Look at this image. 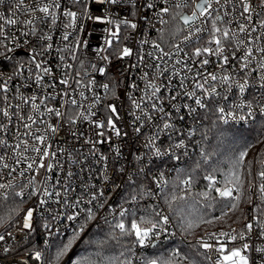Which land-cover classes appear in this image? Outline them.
Segmentation results:
<instances>
[{"label":"snow or ice","instance_id":"1","mask_svg":"<svg viewBox=\"0 0 264 264\" xmlns=\"http://www.w3.org/2000/svg\"><path fill=\"white\" fill-rule=\"evenodd\" d=\"M71 3L78 6V10L64 7L62 0H31L27 4L25 0H10V15L0 13V46H3L7 53L23 47L27 56L26 60L16 61L10 75L5 77L4 73L0 72V179H3L5 171L8 176L18 172L22 178L29 174L27 182L23 184L14 183V176L11 180L0 183V199L7 201L12 195L19 197L20 203H23L26 191L27 198L36 197L35 205L26 209L21 217L17 228L19 239L12 232H0V242H3L0 244V264H25V261L31 260L33 256L35 261L42 260L41 251L29 252L27 256L22 254L28 251L26 242L30 241L31 234L40 221H43L41 226L50 237L59 233L57 222H78L82 219L79 227L72 229V234L57 247L53 261L49 262L60 264L84 234L88 223L97 219L98 210L106 206L111 218L106 216L104 223L110 226L111 239L119 243L125 238H132L134 246L141 249L155 248L162 236L168 238L175 235V232L169 231L170 216L163 210H158V206H153L151 211L145 210L144 214H138L137 209L131 205L156 195L151 187H145L142 182L137 184L135 178L143 176L147 179L156 160L161 163L166 159L180 161L181 155H188L187 141H191L197 129L190 127L185 133L183 128L177 127V120L173 119V115L175 114L179 121L191 117L193 122H196L200 119L202 110L216 117L214 125H228L230 121H245L253 117V102L246 99V92L254 87L259 88V95L264 98V0H71ZM158 3L160 6L157 10ZM92 4L101 6L100 15L93 14ZM184 9H188V12L185 13ZM124 11H127V15L120 18ZM17 13L28 15L29 19L20 21L16 18ZM141 13L143 14L139 19L148 21L149 25L151 20L147 13L158 17L162 25L168 23L163 18L165 15H170L173 20L179 18L187 29V35L181 43L185 46H199H195L189 54L181 44H172V51H165L160 43L152 41L151 47L156 51V55L153 52L136 53L138 63L130 65V68L144 64L146 57L164 61V67H161L159 62L144 65L155 69L151 78L148 72L141 76V79L146 81L144 95L140 100L128 95L133 108L140 109L142 113H130L134 132L142 134L145 121L150 122L153 129L145 136L141 148L135 153H130L134 155V162L133 170L128 171L124 166L114 168L109 163L110 160L118 162L123 155L121 145L113 140V136L124 139L129 136L119 125L123 120L120 112L122 105L116 102L120 100L116 92L119 81H114L115 87L109 83L100 85L105 90V99L109 96L114 99L103 104L106 110L103 119H93L97 117L94 109L102 103V98L94 93L92 102L85 107L82 101L88 97L84 91L79 92L80 100H77L74 96L76 89L70 83L68 72L64 71V78L57 80L46 57L53 50L54 33L58 27L64 29L61 34L63 41H68L70 37L74 39L71 45V59H77L75 53L80 48L90 47L89 41L80 36L81 33L88 35L84 21L113 26L104 28L107 35L104 37L103 46L97 50L99 60H109V56L100 55L108 49H113L118 59L132 57L134 51L131 47L125 45L117 52L113 45L122 39V25L132 32L138 29L137 20L132 18ZM114 15L116 19H113ZM61 18H65L67 22L59 25L58 20ZM17 24H22L28 30L20 31L19 36L12 34L10 37L6 27ZM37 25H46L49 31L44 32ZM69 29L71 31H68ZM181 30L177 29V32ZM20 36H32L35 41L25 39L21 44ZM123 39H132V36L130 34ZM9 41L15 44V48L8 47L6 42ZM139 43L146 45L149 40L143 39ZM69 50L68 44L55 49L58 53ZM181 53L183 58L176 59L170 68L165 58L171 59L173 55L180 56ZM0 56H4L6 60L13 59L5 53H0ZM210 58H215L219 73L207 71V66L213 62ZM58 59L62 63L57 67L72 69L73 65L65 63L63 55H59ZM176 65L182 67L178 69ZM80 67L84 70L83 77L79 70L76 71L75 77H72L78 87H87L83 84L84 78H88V85L96 83L95 76L89 73V68L91 73H107L105 67L94 62L85 67L81 61ZM188 73H191V76ZM19 77H24V80L14 83ZM48 78H51V82ZM158 80L161 82L157 83ZM186 81H190L191 86ZM10 86L16 91L13 99L18 102L15 104L9 99ZM130 87L136 89L138 86L133 83ZM24 88H33L32 94L27 95L21 91ZM89 90L91 91V88ZM145 100L150 102L148 110L141 108ZM193 104L195 106H192ZM260 112L264 115V104L260 105ZM152 113L160 114L161 123H151ZM53 119L55 123L50 122ZM80 122L89 125L87 131L79 130L77 125ZM57 138L63 140L66 145L70 138L72 146L54 150L53 142ZM105 143L112 146L111 157L102 152L98 153L97 146ZM83 146H87L88 150L84 151ZM248 156V148H242L230 159L228 171L223 172L214 166V162H210L211 154L201 148V159L196 162V168L184 178L180 179L183 169L173 168L178 173L179 185L188 193L196 182L197 169L205 165L202 178L207 183L204 190L197 195L205 202L207 208L219 205L220 215L205 219L203 215L195 216L191 212L184 213L173 208L177 200H185L186 196L177 197L173 194L170 198L165 197L169 210L180 216V227L186 236L193 235V230L201 225H211L215 221L224 220L230 213L241 210L240 206L245 200L252 204L256 193L259 194V203L253 206V212H264L261 208V205H264V159H247ZM259 157H264V151L259 153ZM254 164L260 166L255 176ZM41 170L43 178L37 180ZM117 173L121 183L112 179ZM85 175L87 180L82 178ZM78 178L80 183L74 184V180ZM96 180L101 182L102 187H97L93 182ZM151 180L161 192L163 186L168 183L163 170L153 175ZM125 181V186L132 187V193L124 200V203L130 206L124 207L121 204L113 207L108 201ZM17 187L20 190L14 191ZM77 187L80 188V194L73 195L77 192ZM12 212L8 216H0V227L9 225ZM245 219L247 220V217ZM253 233L255 241H259V244L250 242L253 241ZM6 236L9 239L6 240ZM237 240L244 242L239 246L230 247L235 245ZM192 247L203 249V259L210 264H264V222L260 216L253 215L252 220L244 224V230L207 233L206 236L196 239ZM128 252L131 254V248ZM97 257L98 260L82 257L72 264H133V259L125 256L123 251L119 256L100 257L97 253ZM141 264H198V261L175 248L167 258H144Z\"/></svg>","mask_w":264,"mask_h":264},{"label":"built area","instance_id":"2","mask_svg":"<svg viewBox=\"0 0 264 264\" xmlns=\"http://www.w3.org/2000/svg\"><path fill=\"white\" fill-rule=\"evenodd\" d=\"M31 0H25V3H30ZM62 5L66 8H70L72 10H78V6L73 5L71 3V0H62ZM159 3L157 10L159 8ZM100 7L99 5L92 4L91 8L93 10V14L100 15ZM179 11V10H177ZM185 13L188 12V9L183 10ZM0 13H3L5 16L10 15V0H2L0 2ZM138 14L137 17L132 18L137 20L138 22V29L135 32H132L130 29H126L123 25L121 26V41L119 43L114 42L113 48L117 50L124 47L125 45L131 47L134 51V55L132 57H125L123 59H118L116 53L113 51V49H108L107 52H102L100 55H107L109 56L108 61H101L99 60L97 56V50L99 47L103 46L104 43V37L107 35V33L104 32L105 27H113L112 25H104V24H98L94 23L92 21H84L85 24V30L87 31L88 35L84 36L83 33L80 34L82 39H87L89 41L90 47H82L79 50L76 51L77 59L73 60L71 59L72 51H71V45L74 43V39L72 37L69 38L68 41H63L61 39V34L63 33L64 29L62 27H58L54 33V39H53V50L47 55L46 59L49 61V66L53 68V71L55 72L57 80L64 78L63 73L64 71H67L69 74L70 83L72 84V87L76 89V92L74 93V96L77 100H80L79 92L84 91L85 96L88 97L87 100L82 101L87 107L88 104L92 102L93 94H97L102 98V103L97 105L94 111L97 112V117H94L93 119L100 118L103 119L106 116V110L103 106L104 103H107L108 100L114 99V97L109 96L107 99H105V90L100 87V85L104 83H109L110 86L115 87L114 81H119V86L116 88V92L120 97V100L116 101L118 104H121L120 112L123 116V120L119 122V125L122 127V130L127 131L129 133V136L127 139L124 138H116L113 136V140L116 141V143L120 144L122 147V153L123 155L119 158L118 162H113L112 160L109 161L110 164H112V167L119 168L121 166H124L127 168L128 171L133 170V162H134V155H131L130 153H135L138 148H141L142 141L145 139V136L150 134V132L153 130L150 127V122L145 121L144 126L142 127V134H137L134 132L133 127L131 126L132 116L131 112L134 111L137 115H141L140 109H134L131 100L128 98V95L130 94L133 98L140 100V98L144 95V89L146 81L141 79V76L144 72L149 73V78L152 77V75L155 72L154 68H147L144 65L146 64H155L157 62L161 63V67H164V61H155L151 57H146L144 64H141L137 68H130L129 66L132 64L138 63L136 53H144V52H153L154 55H156V51L151 47V42L156 41L157 43H160L161 46L164 48L165 51H172L171 45L172 44H181V46L184 48L186 52L191 54L193 51V48L195 46L199 45H190L185 46L181 42L183 41V38L185 35H187V29L183 25L182 21L177 18L176 20H173L170 15H165L163 18L164 20L168 21L167 24H160L159 18L155 17L152 13H147L149 16V19L151 20V25H149L148 21L139 19V16L142 15ZM124 15H127V11H124L120 14V18H122ZM20 21L29 19L28 15H25L23 13H17V17ZM117 17L114 15L113 19H116ZM131 18V17H130ZM2 22V21H0ZM67 22L65 18H61L58 20V24L62 25V23ZM154 25V27L152 26ZM38 28H42L44 32H48L49 28L46 25H37ZM177 29H182L181 31L177 32ZM28 29L24 27L22 24H17L16 26H7L6 31L8 32L9 36L11 37L12 34H16L19 36L20 31H27ZM68 31H71L70 29ZM131 34L132 39H123L124 37H128ZM27 39L29 41H35V38L32 36H20L19 42L23 44V41ZM143 39H148L149 43L146 45H140V41ZM8 44V47L15 48V44L9 42H6ZM65 44L69 45V51H65L62 53H58L55 51L56 48H63ZM0 53H5L7 56L13 57L11 60L4 59V56H0V72H3L5 77L7 75H10L14 69V66L16 64V61L18 59L26 60L27 56L24 51V48L21 47L20 49H17L14 52L7 53L5 52V48L3 46H0ZM59 55H63L65 57V63L72 64V69H62L60 67H57L62 62L58 59ZM183 58V53L180 54V56L173 55L171 59L165 58L167 61V65L171 68V66L174 64V61L176 59ZM212 59V63H210L207 66V71L212 72L215 71L219 73V70L215 63V58ZM83 61L85 67H88L90 63H97L107 69V73L105 75H100L99 73H91V69L89 68L90 75L95 76L96 83L94 85H88V78L83 79V84L87 85V87H78L75 84V80L72 79V77H75V73L77 70L81 72V76L83 77V69L80 67V62ZM181 65H176V68L180 69ZM167 75V73L165 74ZM189 76H191V73H188ZM255 75V74H253ZM80 78V77H77ZM90 78V77H89ZM49 82H51V78H48ZM164 78H161L163 80ZM24 77L17 78L14 83H19L20 81H23ZM161 82L160 80L157 81V83ZM135 83L138 87L136 89H133L130 87L131 84ZM186 83L190 85V81H186ZM91 88V91L89 90ZM62 90V89H58ZM21 91L25 92L27 95H31L33 92V88H24L21 89ZM259 88H252L248 92H246V99L253 102V111L254 115L251 118L246 119L245 121H239V122H233L230 121L227 126L234 127V128H246L253 124H255L258 121L264 120V115L260 112V105L264 104V98H262ZM163 94V93H161ZM9 99L13 104L17 103L18 101L13 99V97L16 96L15 88L10 86V92H9ZM257 101L260 103L258 104ZM183 102V101H181ZM55 103V102H53ZM188 103L192 104L191 101H188ZM192 106H195L194 104ZM167 107V106H166ZM141 108L144 110L150 109V102H147L146 100L142 102ZM247 110H245L246 112ZM153 115V121L151 123L159 124L161 121L159 120V113H152ZM206 116V118H205ZM214 115L206 114L202 110L200 111V119L196 122H193L191 117H187L184 121H179L175 114L173 115V119L177 120V127L183 128L185 130V133H187V130L191 128H196L197 131L195 132V135L192 137L191 141L188 142V155L184 156L181 155L180 161H174L171 159H166L163 163H161L160 160H156L155 164L152 166L151 171L149 172V176L147 179H145L143 176L135 178L137 180V184H140L141 182L144 184L145 187H151L153 192L156 194L154 197L151 198H144L139 200L138 202L132 204L131 206L136 208L138 211V214H144L145 210L151 211L153 206H158V210H163V212L170 216L171 219V225L169 227L170 232H175L174 236H170L168 238L161 237V241L157 242V246L155 248L147 247V248H139L138 246H132V251L130 258L133 259V264H141V260L144 258H158L156 256V253L161 248L170 247L174 244L175 246H172V250L177 247L178 245H189L193 244L196 239H198L200 236H206L207 233H219L220 231L230 232L232 229H235L237 232H240L244 230V224L248 221L252 220L253 215H258L261 218V221L264 222V212H253V206L257 203H259L258 200V193H256L253 196L252 204H249L246 200L243 202V208L242 212L240 214L239 220H237V216H232V213L229 214L228 217H225L224 220H220L222 223H230V225H221L218 227L210 228L204 230L200 234L186 236L184 233H181L177 228L176 225L172 219L171 212L169 208L165 205L164 197L165 193L168 190L171 181L178 175L177 171L173 170L175 169H183L187 164H189L194 158L201 156V148L205 150V146L210 142V137L207 130V124L208 121L211 118H214ZM50 122L55 123V119L51 120ZM43 127V126H41ZM77 127L79 130L87 131L89 128V125L86 122H80ZM167 141H165V144ZM72 142L69 138V143L66 145L63 140L57 138L53 142V148L54 150L56 148H63V147H71ZM81 145H77V147H80ZM98 153L102 152L105 155L112 156V146L105 143L103 145H98ZM83 150L87 151L88 147L83 146ZM98 158V157H97ZM99 167V166H97ZM259 164H254V176L256 171L259 170ZM163 170L165 172V179L168 181L166 185L163 186V191L161 192L156 184L152 183L151 177L153 175L158 174L159 171ZM19 171V170H18ZM15 177L14 183L16 184H23L27 182L29 174H26L25 177H20L17 173H13L12 176H8L6 171L4 172L3 179H0V183H5L8 180H11ZM43 178V170H41V174L37 176V180H41ZM83 179L87 180V176H83ZM112 179L116 183H121L119 173L112 176ZM97 187H102L101 182L99 180L93 181ZM257 182H259L257 180ZM80 179L74 180V184H79ZM206 181L204 184L206 185ZM127 184V181H125L124 184H121V188L119 191L115 192L111 198L109 199V204H111L113 207H116L117 205H123L124 207H129L130 205L127 203H124V200L126 197H128L132 193V187L131 186H125ZM111 187V185H109ZM19 187L15 188L14 191H19ZM195 190L199 191V187H195ZM12 191V190H10ZM107 193V189H105ZM80 194V188L77 187V192L73 195ZM235 195V193H234ZM247 196V195H246ZM16 198L20 200L19 197H14L12 195L9 196V199ZM8 199V200H9ZM87 199V197H85ZM2 200V199H0ZM36 203V197L27 198V191L25 193V200L23 203H21V208L17 212V214L14 216V218L11 219L9 225H6L5 227L0 228V232H12L13 235H17V228L19 226V222L21 221V217L24 215V211L30 207H33ZM51 207L55 208V205H51ZM261 208L264 209V205H261ZM220 212H217L215 216H219ZM111 218L108 216V208L107 206L104 209H100L97 212V219L91 221L88 223L84 234L81 236L83 238L89 231L96 230V229H102L107 228L110 229V226L104 223L105 217ZM247 217V220L245 219ZM83 220L81 219L78 222H69L67 220H64L63 222H57L59 233H54L52 236L48 237L45 233V230L42 228L43 221H40V223H37L36 230L31 234L30 241L26 242L28 244V251L23 252L22 254L27 256L29 252L34 253L35 251H41L42 253V260L41 261H35L34 256L31 260L25 261V264H43L44 263V255L45 252L52 247L54 242L57 239L64 238L67 236H70L72 234L71 230L76 229L79 227V224L82 223ZM255 223L254 221H252ZM9 239L6 236V240ZM17 239H19V235H17ZM47 240V243L45 241ZM211 242V241H210ZM244 241L237 240L235 245L231 246H239ZM259 244V241H255V233H253V241ZM3 242H0L2 244ZM204 251L203 249H201ZM6 255V254H4ZM250 255L254 256V253H250Z\"/></svg>","mask_w":264,"mask_h":264},{"label":"trees","instance_id":"3","mask_svg":"<svg viewBox=\"0 0 264 264\" xmlns=\"http://www.w3.org/2000/svg\"><path fill=\"white\" fill-rule=\"evenodd\" d=\"M215 120L216 117L211 118L208 121L207 130L210 142H208L205 146V151L211 154L210 162H214V166L219 167L223 172H227L230 167V159L244 147L248 148L249 156L247 159H252L254 157L264 159V157H259V153L264 151V120L258 121L246 128H234L224 124L214 125L213 122ZM200 159L201 156H198L187 164L183 168L184 172L183 175L180 176V179L184 178L189 172H192V170L196 168V162ZM205 167V165H202L201 169H197V179L190 192L185 193L182 190V186L179 185L177 175L171 181L170 186L165 193V197L170 198L173 194L177 197L186 196L185 200H177V202L173 205V208L177 211L182 210L184 213L191 212L195 216L203 215L205 219H210L215 216L217 212H219V205H216L214 208H207L205 207V202L197 195V193L203 191L205 188V181L202 178L205 174L202 169ZM195 187H199L200 190H195ZM246 195L247 183H245V196ZM165 205L167 206L166 203ZM243 205L244 204L242 203L240 206L241 210L232 213V216L240 217ZM20 208V200L16 198H11L7 201L0 200V216H8V214L15 209L16 211L12 212V218H14ZM170 212L176 228L181 233H184L180 227V216L172 211ZM227 224L230 225L232 222ZM227 224L222 223L221 221H215L211 225H201L199 228H195L193 230V234H200L206 229ZM110 232L111 229L107 228L89 231L83 238H80L75 243L73 249L60 261V264H72L73 261H77L82 257H89L92 260H98L97 253L100 254V257H108L119 256L120 252L123 251L125 256L130 258L131 254L128 252V249L131 248L132 251V238H125L118 243L116 240L110 238ZM66 238L67 237L57 239L52 247L45 252L43 264H49L50 261H53L57 247H59L61 242ZM175 245L176 244L172 246ZM172 246L159 249L156 256L159 258H167L172 251ZM177 247L180 249L182 254L194 257L198 261V264H210L209 261L203 259L202 254L204 251L198 248H193L192 244L185 246L177 244ZM121 259H123V257H121Z\"/></svg>","mask_w":264,"mask_h":264},{"label":"rangeland","instance_id":"4","mask_svg":"<svg viewBox=\"0 0 264 264\" xmlns=\"http://www.w3.org/2000/svg\"><path fill=\"white\" fill-rule=\"evenodd\" d=\"M256 165H258V164H256Z\"/></svg>","mask_w":264,"mask_h":264}]
</instances>
